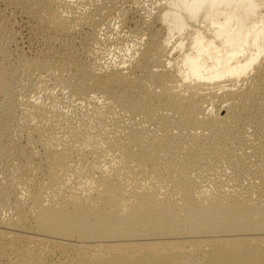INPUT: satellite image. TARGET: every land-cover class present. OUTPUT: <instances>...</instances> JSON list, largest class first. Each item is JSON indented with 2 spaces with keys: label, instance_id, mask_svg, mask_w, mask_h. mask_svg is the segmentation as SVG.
I'll return each instance as SVG.
<instances>
[{
  "label": "bare ground",
  "instance_id": "obj_1",
  "mask_svg": "<svg viewBox=\"0 0 264 264\" xmlns=\"http://www.w3.org/2000/svg\"><path fill=\"white\" fill-rule=\"evenodd\" d=\"M9 1L43 42L75 28L69 0ZM160 1L129 0L127 56L97 62L89 15L80 58L0 49V264H264V0ZM21 66L65 91L63 143L48 104L13 96Z\"/></svg>",
  "mask_w": 264,
  "mask_h": 264
},
{
  "label": "rangeland",
  "instance_id": "obj_2",
  "mask_svg": "<svg viewBox=\"0 0 264 264\" xmlns=\"http://www.w3.org/2000/svg\"><path fill=\"white\" fill-rule=\"evenodd\" d=\"M4 1L3 0H0V19H3L4 18L7 21H9V26H10V29L9 30H10V33L13 32V37L11 39H8L7 40V36L8 35L6 36V34H3L4 35L3 37L6 38L4 40H6V41H3V43H1L0 49H2L4 51L5 50L7 51V49H9L8 51L11 54L10 56H12V57L9 58L10 60L8 62V64L10 66H13L11 64H14L15 63V60H12L11 61V59H18V58H21V56H23V57L24 56L25 57H30V55L31 56H34V55L35 56H39V55H46V54H48L47 56H49L52 53L61 54L62 55L64 53V50H65L63 48L64 42H67L68 44L70 42V44L73 46V51H75L74 53L75 54L77 53L76 57L77 56L79 58H80V56L82 57V52L87 47V41L83 40L84 39L83 37H86V36H84V34L87 35V33H88L87 31H89V28L87 26L85 27L83 25H81V26L79 24L77 25L78 21L76 19H78L79 17H84L86 15H89V16H91L93 18L94 24H95L94 25V28H95V30H97V31H95V33L97 32L98 38L99 39H103V37L105 36L104 39L101 40L103 47L101 45V47H102L101 48L100 45L98 44L99 45L98 47H100L101 49H97L98 47L95 49V50H98V53L99 52H101L102 54L104 53L103 56H102L101 53H99L100 54V57H99V54L98 53H97L98 55L97 54L95 55L96 57H98L97 58V62L98 63L99 62H102L103 61L102 60L103 57H105L104 55H106L108 52H110L112 50L115 51L114 53H115L116 56L117 55H120V56H125L126 55L127 56V54H128V51H127L128 45H132L133 44V41L132 40L139 39L143 35L141 32H143L144 25H143V23L140 20L139 13L136 10V7L137 8L141 7L143 5V3L150 4L152 6H155V3L156 4H161V1L160 0H143V3H140V4L138 3V5H140V6H137V3H136V5L135 4L132 5L129 2V0H107V1L106 0H89V1L88 0H73V1L72 0L71 1L69 0V2L68 1L67 2L69 4H72L73 3L74 6H72V8L71 7H68L67 8V7H64L63 6L64 8L62 7V9H63V13L68 17V19L72 18L73 22L75 20V22H74L75 23V26H74L75 28L74 29H73V27L70 28L71 31L68 34H64L63 33V34H60L58 36L54 34V36H55L54 38H57L58 37L60 41H57L56 40L54 43L53 42L51 43V42H47V41L45 42L44 41L45 42L44 43L42 41L43 39L40 38L38 35H36L37 32H36V30L34 31V27H31V26H33V22H31V20L28 19V18L26 19L21 13H19L20 11H17L15 9V7H13L14 4L10 3L9 0L8 1L4 0ZM11 4H12V6H11ZM62 9H60V10H62ZM132 10H133V12H132ZM140 11H142V13H143L144 12V9H140ZM89 12H90V14H89ZM73 16H74V18H73ZM120 19H122V20H120ZM107 23H108V25H107ZM9 26H8V28H9ZM30 28H31V30H30ZM34 32H36V33H34ZM61 35H62V37H61ZM105 38H106V40H105ZM64 39L67 40V41H64ZM51 44H53V45H51ZM92 44H94V48L97 46V43H93L92 42ZM47 45L50 46V47L52 46L51 49ZM81 45L83 47H81ZM46 46H47V48H46ZM53 47H54V50H56V51H52L53 50ZM3 48H5V49H3ZM82 48H84V50ZM107 48H108V50H107ZM44 49H45V51H44ZM2 50H0V51H2ZM4 51H2V52L4 53ZM38 51L41 52V54ZM57 52H59V53H57ZM136 56L137 55H135L134 57H136ZM16 64H14V65H16ZM21 68H22L21 70H22V74H23V75L20 76L21 78L19 77L21 80H18L17 79L19 81V83H17L18 82L17 80L15 81V83H17V84H15L14 81L12 82V85H13L12 86L13 87L12 88V94H13V96L14 97H17V100L19 102H20V100H26L27 98L32 97L34 100L37 98L36 99L37 101L39 99V101H41L44 105H47L48 104L47 105L48 108L51 109V111L48 113V115H49L48 117H49L50 121H49V119H46L47 121L45 122V119H44V122L45 123L41 125L42 126L41 127V131L42 132L43 131L46 132V129L47 130H50V131L49 132L47 131L46 132L47 134L45 132L42 133V134L44 136H46V137L48 136V134L49 135L51 134L53 136L55 134L54 140L59 135V137L56 139L57 140L56 142L58 144H59V141L61 143H63L61 140H65L67 138L66 137V135L68 136L67 131H66V129L59 128L57 125H55L54 123H52V120L51 119H55V117L56 118H61V119L63 118V119H65L64 118L65 117V114H66V118H67L68 115H71L72 113H74L73 112V109L71 111V106L69 107V105L67 104V102H64V100L61 99V97L63 96V94H64L65 91H63L60 88L59 85H55V83L53 82L54 80H53L52 77H48V78L44 79L43 78L44 77L43 76L44 73H41V74L39 73L38 74V72H36V71L30 73L31 70H28L27 69L28 71L26 72V69H24L22 66H21ZM158 68H159L158 70L163 69L162 67H158ZM155 69H157V68H155ZM24 74L26 76H24ZM24 78H26V79H24ZM43 79L46 80L47 82L46 81L44 82ZM27 80L30 83H32L33 86H35L34 87L35 89L30 90V92H29V89L27 88L28 87V84H29V82ZM20 81L21 82L24 81V82L21 83ZM25 82H26L27 87L25 85ZM45 85H46V87H45ZM14 86H16V87H14ZM15 88H18V89H15ZM41 89H43V90H41ZM37 90H39V91H37ZM59 94H62V95H59ZM1 99H5V98L2 97ZM60 101H63V102H60ZM15 111H16V113H15V116H14L15 118L14 119H15V121H17L16 122V125L17 126L20 125V123H21V127H22V125L25 124L26 122L29 123V124H33V125H34V123H36L35 122L36 119H34V121H33L32 116L30 114L27 115V113H23V112L20 113L21 110L17 106H16V110ZM69 113H71V114H69ZM16 114H17V116H16ZM74 114H76V113H74ZM74 114H72V115H74ZM75 116H77V115H75ZM50 117H52V118H50ZM32 122H34V123H32ZM44 125L45 126L48 125L49 129L48 128L43 129V127H45ZM51 129H54L56 132L53 131V130L51 131ZM62 132H63V134H62ZM56 133H58V134H56ZM21 134H22V138H25L26 137L25 134H24L25 137L23 136V133H21ZM60 136H62V137H60ZM61 143H60V145H61ZM0 178H1V174H0ZM0 181H1V179H0Z\"/></svg>",
  "mask_w": 264,
  "mask_h": 264
}]
</instances>
